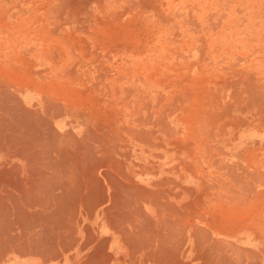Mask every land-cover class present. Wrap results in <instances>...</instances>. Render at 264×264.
<instances>
[{"label":"rangeland","instance_id":"1","mask_svg":"<svg viewBox=\"0 0 264 264\" xmlns=\"http://www.w3.org/2000/svg\"><path fill=\"white\" fill-rule=\"evenodd\" d=\"M0 93L156 197L178 263L264 264V0H0Z\"/></svg>","mask_w":264,"mask_h":264},{"label":"bare ground","instance_id":"2","mask_svg":"<svg viewBox=\"0 0 264 264\" xmlns=\"http://www.w3.org/2000/svg\"><path fill=\"white\" fill-rule=\"evenodd\" d=\"M1 100L3 107L11 102L20 103L12 98ZM27 106L23 104L17 110L23 111L21 118L23 113L27 115L26 121H20L22 126L27 123L20 132L7 126L0 132V264H156V256L162 264L178 263V251L174 252L172 242L156 232V221L142 213V206L138 207L142 199L144 202L146 190L131 187L134 192H127L126 185L113 179L112 157L99 153L101 149L96 151L92 145L95 141L80 139L70 147L68 144L76 140L70 137L72 140L69 138L71 141L65 145L68 140L63 141L65 133H60L63 121L51 124L40 117L38 109L30 113ZM15 110L14 107L10 111ZM80 128L76 126L75 132ZM67 132L73 136L71 130ZM102 143L107 147V141ZM121 168L118 172H122ZM134 197L137 199L133 200ZM146 199V205L156 206V197ZM130 207L135 214L126 210ZM159 236L164 240L156 253ZM210 262L219 263L216 259Z\"/></svg>","mask_w":264,"mask_h":264}]
</instances>
